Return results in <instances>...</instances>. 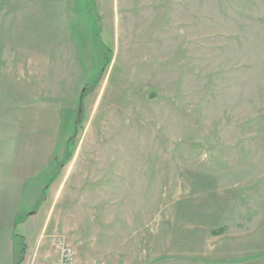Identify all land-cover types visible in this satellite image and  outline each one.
Here are the masks:
<instances>
[{"label":"rangeland","instance_id":"374dc122","mask_svg":"<svg viewBox=\"0 0 264 264\" xmlns=\"http://www.w3.org/2000/svg\"><path fill=\"white\" fill-rule=\"evenodd\" d=\"M59 10L30 91L0 93V176L26 179L8 198L31 245L56 260L61 240L71 264H264V0Z\"/></svg>","mask_w":264,"mask_h":264},{"label":"crops","instance_id":"0c3cea01","mask_svg":"<svg viewBox=\"0 0 264 264\" xmlns=\"http://www.w3.org/2000/svg\"><path fill=\"white\" fill-rule=\"evenodd\" d=\"M59 12V0H0V93L9 92L11 87L14 93L30 91L34 52L37 53L36 60L40 62L50 50L43 46L57 43V40L44 39L43 35L52 28L51 37L56 39L54 27L59 23ZM4 107L0 100V120L9 119ZM25 180L12 182L0 176V264H15L16 239L19 238L23 239L25 247L21 264H54V250L47 248L46 238L42 241L41 236L38 245L30 243L27 223L32 214L29 212L25 215L24 212V216L16 219L17 203H11V198H8L10 191L24 189ZM85 260L87 256L77 252L73 264H84ZM259 261L250 258L238 264H257ZM91 264L98 263L94 261ZM197 264L208 263L201 261Z\"/></svg>","mask_w":264,"mask_h":264},{"label":"built area","instance_id":"2783aa9c","mask_svg":"<svg viewBox=\"0 0 264 264\" xmlns=\"http://www.w3.org/2000/svg\"><path fill=\"white\" fill-rule=\"evenodd\" d=\"M54 246L58 253L54 264H71V249L69 246L64 245L61 240H57Z\"/></svg>","mask_w":264,"mask_h":264},{"label":"trees","instance_id":"16d2710c","mask_svg":"<svg viewBox=\"0 0 264 264\" xmlns=\"http://www.w3.org/2000/svg\"><path fill=\"white\" fill-rule=\"evenodd\" d=\"M23 252V248H21V250H19V252H16V261H15V264H19V257L17 256V254H20L21 255V253Z\"/></svg>","mask_w":264,"mask_h":264}]
</instances>
